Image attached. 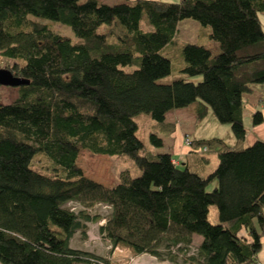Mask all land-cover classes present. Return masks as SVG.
<instances>
[{
    "label": "trees",
    "instance_id": "16d2710c",
    "mask_svg": "<svg viewBox=\"0 0 264 264\" xmlns=\"http://www.w3.org/2000/svg\"><path fill=\"white\" fill-rule=\"evenodd\" d=\"M261 14L264 0H0V69L23 82L13 102L0 104V263L111 264L70 248L81 220L101 219L87 210L104 205L111 210L101 233L112 247L175 261L171 248L190 245L196 234L202 242L182 264H259L264 141L245 146L244 108L256 90L264 105ZM38 19L70 27L79 42ZM186 19L207 28L208 42L186 44L185 78L161 84L172 73L162 52ZM196 77L202 80H188ZM190 106L196 123L211 110L229 124L235 145L190 140L179 166L171 154L147 150L135 118L155 121L150 143L159 149L164 140L156 133L175 128L167 114ZM263 121L258 110L252 123ZM83 150L128 156L142 174L122 171L107 188L79 167ZM211 155L219 159L213 172ZM69 203L82 209L72 212ZM211 206L218 224L209 219Z\"/></svg>",
    "mask_w": 264,
    "mask_h": 264
},
{
    "label": "rangeland",
    "instance_id": "374dc122",
    "mask_svg": "<svg viewBox=\"0 0 264 264\" xmlns=\"http://www.w3.org/2000/svg\"><path fill=\"white\" fill-rule=\"evenodd\" d=\"M103 4L113 5L122 2V0H99ZM168 2H178L179 0H166ZM31 18H34L31 16ZM40 22L45 23L48 27L57 34L68 37L72 40L73 43H78L79 39L74 35L70 27L66 25H62L50 20L38 19ZM260 20L264 29V15H260ZM143 27L147 31H152L153 28L147 26L145 22L142 23ZM209 29V28H208ZM103 28L99 30L102 32ZM208 34V30L206 27H203L195 20L186 19L181 21L178 26V33L175 39L169 43L163 50L162 54L168 57L172 62V73L170 76L161 79L159 82L161 84H170L173 80L178 78H185V76L181 73L182 68H184L185 62L183 59V47L186 44H200L204 45L208 42L206 36ZM214 44V43H212ZM212 44H209L207 48L211 49L213 55L219 54V49H215ZM218 47V46H217ZM9 63L12 64L13 61L3 60L2 64ZM128 70H132L129 68ZM194 82H200L202 80L201 77H196L192 79H188ZM18 88L17 87H9V86H1L0 85V104H9L13 102L17 98ZM263 94L256 90L253 94H249L245 96L246 104H245V126L249 127L250 122V109L247 105L248 102L251 104H255L259 101L260 97ZM248 101V102H247ZM249 103V104H250ZM175 112H172L170 116L175 115ZM248 115L249 117H246ZM138 124L137 136L138 138L145 144L147 150H154L153 146L150 143V135L154 132L155 121L147 115L141 114L135 118ZM195 133L191 135V138L198 139L199 137L206 138H220L225 141L228 145L235 144V138L231 131V126L229 124L220 123L213 112L209 110L208 114L204 119L199 121L196 126H193ZM188 139L185 138V144L187 145ZM188 147V145H187ZM42 159V158H41ZM211 164H210V172L216 170L219 164V159L217 155L210 156ZM44 161H37L35 167L40 169L42 165H44ZM78 165L83 170L86 177L92 179L93 181L100 183L105 187H111L115 182L119 183V174L122 171H129L133 177H139L142 172L135 165V163L128 156H104V155H95L90 153L87 150L81 151L78 158ZM215 184H210L207 187V191L211 192L214 188ZM211 213L209 214V218L211 222H215L213 224L219 223L218 218V210L215 206H211ZM89 215L91 216H100L104 220L101 221L100 224L105 225L107 219L110 216V210L104 205H97L92 209L87 210ZM91 228L94 227L91 225ZM91 234V230H87ZM87 231L85 234L87 235ZM84 233H82L83 235ZM90 236V235H89ZM88 237V236H87Z\"/></svg>",
    "mask_w": 264,
    "mask_h": 264
},
{
    "label": "crops",
    "instance_id": "0c3cea01",
    "mask_svg": "<svg viewBox=\"0 0 264 264\" xmlns=\"http://www.w3.org/2000/svg\"><path fill=\"white\" fill-rule=\"evenodd\" d=\"M212 43L214 42H210L206 46H209V44ZM212 46H214L216 50L219 49V46L216 43L212 44ZM258 102L255 104H251L250 102L247 103L250 109V122L248 125L249 127L245 126V146L253 144L256 140L264 141V121L262 124L257 126H254L252 123L253 115L258 110L261 111L264 117V105L260 106L258 105ZM172 112H175V115L170 116ZM246 117L249 116L246 115ZM166 123L174 125V132L170 134V136L166 137L161 133H156L164 140V146L159 149L153 148L154 150L150 151L171 154L174 161L178 162L177 166H179L182 163L186 162L187 157L190 153L189 147H187V145L185 144V138L189 140H195L191 138V135L195 133L193 126L197 125L195 108L193 106H190L188 108L169 112L166 116ZM198 139L210 138L199 137ZM210 170L211 169H209V171ZM117 185L118 184H116L115 182L113 185H110L111 187L108 188L116 187ZM102 220L104 219L101 218L97 222L81 220V224L84 228L77 230V232L74 234V236L70 240V248L91 253L95 256L108 260L111 264H182V259L189 255H193L202 242V237L195 234L192 236V242L190 243V245L179 244L178 246L171 248V254L175 257V261L169 260L165 255H163L162 258H158L148 253L137 255L134 254L130 248L112 247L110 242L101 233V228L104 226L100 224ZM91 225L94 227L93 229L91 228ZM88 229L91 230V234H88ZM86 231L87 235L85 234ZM82 233L84 234L82 235ZM262 243V250L257 256V262L259 264H264V238L262 240ZM159 251L164 252L165 249L161 248Z\"/></svg>",
    "mask_w": 264,
    "mask_h": 264
},
{
    "label": "water",
    "instance_id": "95a60500",
    "mask_svg": "<svg viewBox=\"0 0 264 264\" xmlns=\"http://www.w3.org/2000/svg\"><path fill=\"white\" fill-rule=\"evenodd\" d=\"M23 82L21 79L16 78L7 69H0V85L9 87H18Z\"/></svg>",
    "mask_w": 264,
    "mask_h": 264
},
{
    "label": "built area",
    "instance_id": "2783aa9c",
    "mask_svg": "<svg viewBox=\"0 0 264 264\" xmlns=\"http://www.w3.org/2000/svg\"><path fill=\"white\" fill-rule=\"evenodd\" d=\"M190 140L188 139V141H187V145L188 146H190ZM174 163L177 165L178 164V162H175L174 161ZM67 207L72 211V212H77L78 210H80V209H82L78 204H76V203H69L68 205H67ZM107 208H109V210H111V207H109V206H106Z\"/></svg>",
    "mask_w": 264,
    "mask_h": 264
}]
</instances>
